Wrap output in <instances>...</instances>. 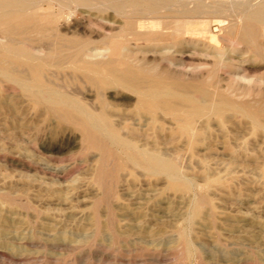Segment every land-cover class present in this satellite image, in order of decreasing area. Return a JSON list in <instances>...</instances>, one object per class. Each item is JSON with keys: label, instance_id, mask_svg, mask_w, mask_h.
Here are the masks:
<instances>
[{"label": "rangeland", "instance_id": "obj_1", "mask_svg": "<svg viewBox=\"0 0 264 264\" xmlns=\"http://www.w3.org/2000/svg\"><path fill=\"white\" fill-rule=\"evenodd\" d=\"M176 1L200 5L197 20L208 29L184 36L194 41L176 57L184 66L168 65V80L204 86L213 101L250 104L262 129L227 110L195 121L193 144L170 116L156 119L164 128L138 130L140 147L174 162L189 186L182 190L165 173L120 164L110 151L84 154L77 132L37 131L33 111L9 112L1 100L0 264H264V23L247 17L264 0ZM92 3H72L70 19L98 40L122 17ZM134 49L138 57L151 52L144 43Z\"/></svg>", "mask_w": 264, "mask_h": 264}, {"label": "bare ground", "instance_id": "obj_2", "mask_svg": "<svg viewBox=\"0 0 264 264\" xmlns=\"http://www.w3.org/2000/svg\"><path fill=\"white\" fill-rule=\"evenodd\" d=\"M92 1L103 5L102 12L112 9L122 17V21L118 20L122 23L119 27L112 24L114 31L97 37L98 40L86 36L88 29L79 34L78 25L72 26L70 19L72 3L90 8ZM176 2L0 0V101H4L5 110L33 111L37 117L32 124L35 130L77 132L86 150L84 154L89 150L110 151L121 160L120 164L143 168L148 174L165 173L171 179V187L188 189V184L178 178L173 161L137 144L134 137L138 130L143 135L164 128L162 124L156 125V119L170 116L176 132L187 136L189 144H193L199 139L193 135V123L210 114L220 116L232 110L255 128H261L263 122L257 115L258 109L256 113L248 109L250 104L245 108L246 105L242 107L222 97L213 101L203 85L204 88L192 87L177 79L168 80V65L177 67V58L186 57L182 51L184 36L206 33L208 29L207 21L197 20L199 13L204 12L200 5L188 9L182 1ZM247 17L252 23H264V5L249 10ZM112 25L109 23V27ZM190 41L193 43L194 39ZM140 43L150 46L151 52L138 57L134 47ZM90 93L93 98L88 97ZM198 202L203 205L202 199ZM200 209L195 205L194 214ZM180 235L185 241L184 233Z\"/></svg>", "mask_w": 264, "mask_h": 264}]
</instances>
